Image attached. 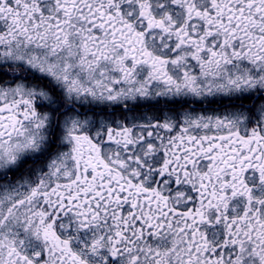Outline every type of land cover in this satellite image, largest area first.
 Segmentation results:
<instances>
[{
    "label": "snow or ice",
    "instance_id": "snow-or-ice-1",
    "mask_svg": "<svg viewBox=\"0 0 264 264\" xmlns=\"http://www.w3.org/2000/svg\"><path fill=\"white\" fill-rule=\"evenodd\" d=\"M0 264H264V0H0Z\"/></svg>",
    "mask_w": 264,
    "mask_h": 264
}]
</instances>
